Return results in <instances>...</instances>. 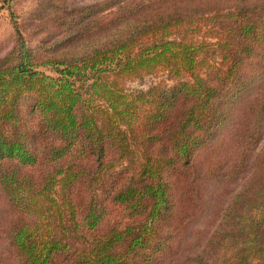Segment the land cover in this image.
Here are the masks:
<instances>
[{"label": "trees", "instance_id": "1", "mask_svg": "<svg viewBox=\"0 0 264 264\" xmlns=\"http://www.w3.org/2000/svg\"><path fill=\"white\" fill-rule=\"evenodd\" d=\"M73 19L72 40H88L62 57L33 51L13 20L0 59V264H177L201 183L221 178L215 158L198 174L194 162L218 146L224 99L242 91L223 88L264 40V0H96ZM162 72L173 87L127 88ZM262 91L233 139L234 170L246 168ZM26 95L34 128L19 121ZM191 261L264 264V155Z\"/></svg>", "mask_w": 264, "mask_h": 264}, {"label": "rangeland", "instance_id": "2", "mask_svg": "<svg viewBox=\"0 0 264 264\" xmlns=\"http://www.w3.org/2000/svg\"><path fill=\"white\" fill-rule=\"evenodd\" d=\"M94 1L96 0H0V59L15 46L13 20L20 26L27 45L33 51L40 56L62 57L75 40H78L75 44H81L88 40L87 36L81 38L77 36L72 40L70 34L77 24L72 27L69 24L75 22L73 18L81 13L82 8L93 4ZM107 13L108 11L100 13L104 17L102 22H105ZM86 16L81 22L91 21L95 15L90 12ZM67 17L73 20L68 21ZM39 69L55 75L53 66H40ZM236 74L237 76L232 79L234 83L230 84L232 80L227 82L223 91H226L227 87L242 88V91L232 100H229V96L224 99L223 108L226 107L228 112L226 120L222 122L216 140L211 143V145L218 143V146L211 151L202 152L194 162L193 172L198 174L201 170H206L211 166L214 163L212 159L215 158L218 160L215 172L220 173L221 178L210 176L201 183V211L191 225L188 224L183 228L180 247L174 255L176 261L179 258L177 264H191V258L200 252L208 236L217 225V214L221 206H224L228 198L241 189L252 172V166L257 168L264 155V108H262L256 122V138L252 150L246 158V168H244L245 170L240 167L237 170L233 168V165L236 164L233 163L235 158L233 139H237L240 128L246 124L245 121L251 119L252 116L254 118L256 106L260 105L254 104L251 108V103L254 99L256 102L264 90V40L254 44L251 56L247 58ZM176 82L177 79L162 72L131 81L127 84V88L136 91L146 90L152 85L171 88ZM33 103V97L30 95L24 96L21 100L19 121L23 127L34 128L36 125L37 115L29 112ZM226 173L230 175L224 177ZM174 201L177 202V196ZM174 209L173 206L171 210ZM166 219L169 223L170 217L167 216ZM166 238L167 244H172L173 238L169 236Z\"/></svg>", "mask_w": 264, "mask_h": 264}]
</instances>
